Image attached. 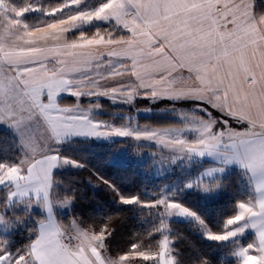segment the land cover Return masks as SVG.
Listing matches in <instances>:
<instances>
[{"label":"snow or ice","instance_id":"obj_1","mask_svg":"<svg viewBox=\"0 0 264 264\" xmlns=\"http://www.w3.org/2000/svg\"><path fill=\"white\" fill-rule=\"evenodd\" d=\"M83 3L0 0V122L11 127L22 153L16 162L0 161V222L8 223V210L15 214L20 200L28 201L27 215L34 205L46 204L48 210L29 229L35 236L27 243L14 247L7 229V235H0V264H214L204 254L187 262L173 255L176 237L168 223L173 215L197 221L211 241H231L235 264H264V11H256V0H100L80 8ZM72 7L80 10L59 15ZM31 12L50 19L32 25L24 19ZM93 21L109 27L69 38L78 26ZM104 67L109 71H101ZM117 67L133 79L102 87L99 81L115 75ZM93 72L96 78H88ZM120 93H126L127 102L166 97L191 98L197 104L181 113L183 127L173 136L172 129L110 125L92 116L99 105L80 103L83 96L116 100ZM61 94L76 100L63 105ZM183 129L195 130V138L185 137ZM75 135L146 138L176 153L168 163L183 156H214L222 166L205 170L194 182L206 193L225 187L216 173L235 160L250 172L255 191L237 200L233 214L214 230L172 192L162 188L156 198L142 199L120 193L96 174L97 182L116 191L122 203L161 209L158 223L117 255L109 254L106 243L113 217L98 228L74 226L69 240L76 243H66L64 231L48 227L54 225L52 188L58 180L53 170L69 163L84 166L56 147ZM72 199L65 194L56 203L69 205ZM245 233L250 239L241 243L238 237ZM146 238L152 243L146 245Z\"/></svg>","mask_w":264,"mask_h":264},{"label":"rangeland","instance_id":"obj_2","mask_svg":"<svg viewBox=\"0 0 264 264\" xmlns=\"http://www.w3.org/2000/svg\"><path fill=\"white\" fill-rule=\"evenodd\" d=\"M22 2L23 0H15L16 4ZM39 2L44 6H54L59 3L60 0H39ZM99 2L100 0H84V3L80 8H91ZM112 2L113 0H109V4ZM80 8H68L64 13L59 15H71L72 13L79 11ZM20 11L21 9H16L17 15H19ZM59 15L57 18H59ZM24 19L32 25H37L39 23L47 22L50 18L44 16V14L40 12H31L26 14ZM101 25L109 27L107 22L93 21L78 26L71 34H69V38L79 31L85 32L86 30L91 29V27L93 28ZM36 31L37 29L33 27L32 34H35ZM107 83L110 84L112 82L107 81ZM126 83H129V80L124 78L123 84ZM114 84H119V82ZM59 99L61 100L60 103L63 105L71 104L76 100L74 96L69 94L62 95ZM125 100L126 93H120L116 100L102 95L93 97L83 96L80 98V103L84 107H88L89 105H99V107L93 109L92 116L95 119L107 121L110 125L128 126L136 128L137 130H143L145 127L148 129L159 128L161 130L172 129L173 131L171 134L173 136L177 135L175 129L183 127L181 113L192 111L194 105L197 104V101L195 100L186 101L183 99L166 97L155 100L146 97H137L132 102H127ZM0 131L4 133V138H2L1 141L5 140L4 145L3 143L2 145L0 144V148L4 151L0 153V161L16 162L22 156V153L16 143V138L11 127L7 122H0ZM181 134L188 139H193L196 136L195 130L189 129H183ZM7 143H9L10 147L8 153L5 152V148L8 147ZM56 147L62 155H68L80 162H82V159L87 162L90 161L98 164L105 161L130 166V169L134 170V172L148 184L143 192L146 199L156 198L155 194H157L162 188L168 192H172L174 193L172 198L179 200L187 207L196 211L198 215L205 219L207 224L210 223L208 225L214 230H219L222 227L223 221L227 217H223L224 214L229 212L233 214L235 211V197L239 196L237 199L239 200L253 195L249 191V187L246 186V184L248 185L247 182H244L243 184L236 183L237 185L235 184L233 187L230 186V181H227V183L223 181L225 187L214 193H218V198L215 199V201L213 200L214 202H205L200 196L199 190L201 189H199L194 182L201 173L205 172V170L222 166L216 157L208 154H204L203 156L191 155L178 157L175 161L168 163L176 153L157 144L155 141L146 138L136 140L132 137L120 136L109 138L75 135L69 137ZM84 161L82 162L83 165H85ZM204 165H206V167L203 168ZM234 165H236L235 160L229 163L222 173H216V175L219 176V178L226 176L231 172L228 171L229 167H234ZM79 168L81 167L69 163L59 165L53 171L54 176L58 177V180L52 188V215L56 218L60 230L66 233L64 237L65 242L71 244L76 243L75 239L69 240V236L75 235L73 231L74 226H78L82 229L85 227H81L76 219L70 216L74 202L73 199L69 205H60L56 203V201L63 199L65 194L69 193V189L67 188L69 186L67 183L69 177L66 172L74 171ZM242 175L244 176L243 173ZM71 180L73 179L71 178ZM189 181L193 182L190 186ZM196 193H198L199 197ZM243 193H245V195L240 196L243 195ZM224 194H226V196H223ZM3 195L4 191L0 190V197ZM219 201L221 203L220 205L217 204ZM27 203V200L18 201L16 205L18 211L15 214L11 210H8L7 212L6 218L8 223L0 222V235H7L8 233L6 229L13 232L10 237V242L14 247H19L27 243L32 234L29 229L34 227L36 219L41 216L46 217L48 214L47 205L45 204L44 208L39 205H34L31 208L30 214L27 215L24 212ZM132 206L142 211L147 223L151 225L153 223H158L160 212L162 211L161 209L148 210L139 205ZM194 206L197 208H194ZM17 216H19V219H17ZM174 220L186 222L195 233L202 238L211 241L203 235L199 223L194 219L173 215L168 218L169 225H171ZM8 224H11L10 229L8 228ZM238 239L243 243L250 239V236L245 233L238 237ZM211 242L218 246L220 257L223 261L229 262L228 264H230V262L235 264L236 257L231 255V241L227 243L217 241ZM146 264H151V262H146Z\"/></svg>","mask_w":264,"mask_h":264},{"label":"trees","instance_id":"obj_3","mask_svg":"<svg viewBox=\"0 0 264 264\" xmlns=\"http://www.w3.org/2000/svg\"><path fill=\"white\" fill-rule=\"evenodd\" d=\"M256 4L257 9L259 10L261 7L260 1L257 0ZM97 27L107 28V26L102 25L95 26L85 32L91 33L95 31ZM3 136L4 133L0 131L1 145L2 143L4 145L5 142V140L1 141V139L4 138ZM7 146L8 147L5 148L6 153L10 151L9 143H7ZM1 150L2 149L0 148V153L4 152ZM81 161L83 162L84 160L81 159ZM84 162L85 165L83 167L74 171L66 172L69 177V180L67 181L69 184L67 187L69 193L67 194L72 196L74 201L70 216L75 218L81 227L89 229L93 227L98 228L105 223L109 217H113L111 220L112 232L111 235L106 238V243L109 254L117 255L122 251L128 250L130 245L139 239L138 233H146L150 229L151 224L147 223L140 209H136L132 205L121 203L116 191L110 188L107 184L97 182L96 174L105 177L106 180L115 185L120 193L139 194L142 199H146L143 192L148 184L144 182L134 170H131L130 166L105 161L99 164L90 161ZM71 178L73 180H71ZM220 179L226 183L227 181H230V186L233 187L236 183L243 184L244 182H247V178L237 170H232L229 174ZM246 186L248 185L246 184ZM0 190L4 191L2 188H0ZM199 192L202 199L207 203L208 201H215L219 196L218 193L214 194L215 192L206 193L202 190H199ZM196 194L199 197L198 193ZM244 195L245 193L240 196ZM223 196H226V194ZM238 197H235V201H237ZM217 204L220 205V201L217 202ZM194 208L197 207L194 206ZM229 215H231L230 212L224 214L223 217ZM206 220L208 221L207 218ZM170 227L171 235L176 237V239L173 240L172 245L174 255L179 256L182 261L187 262L204 254L209 256L214 264L229 263L221 259L218 246L215 243L208 241L195 233L186 222L174 220ZM34 236L35 233H32L30 239L34 238ZM153 237L158 238L155 233H153ZM150 239L151 238L145 239L144 242L146 245L152 243ZM230 264H232V262H230Z\"/></svg>","mask_w":264,"mask_h":264},{"label":"crops","instance_id":"obj_4","mask_svg":"<svg viewBox=\"0 0 264 264\" xmlns=\"http://www.w3.org/2000/svg\"><path fill=\"white\" fill-rule=\"evenodd\" d=\"M259 1H260V4H261V7L258 10L257 9V4H256V11L257 12L264 11V0H259ZM101 63H103V62H101ZM126 63H127L126 61H121V64H126ZM101 71L107 72V71H109V69L106 68V67H104V68H101ZM88 78L95 79L96 77L94 75V72L93 73H90ZM124 78H127L129 80V82H130L133 79L132 73H130L126 69H123L121 67H117L116 68V74L115 75H113V76H107L106 78L101 79L99 81V83L101 84L102 87L112 88V87H114L116 85H119V86L120 85H123V79ZM107 81L112 82V83L109 84V83H107ZM118 82H119V84H114V83H118ZM62 95H67V94H61V96ZM181 99H183V100H193L191 98H181ZM204 167H206V165H204L203 168ZM232 170H237V171H240L241 173L244 174V176L247 178V182H248V186L250 188V191H251L252 194H254V191H255V182H254V179L251 177L250 172L245 167H243L239 162H237V161H236V165H234V167H232V166L229 167V170L228 171H232ZM30 195H33V198H34V194H30ZM45 199H47V198H45ZM57 228H59V230H60L59 224H58L56 218L54 217V225H50L48 227V230L50 232H54ZM246 235H248V234L246 233ZM41 255H46V253L42 252ZM69 259H71V258H69Z\"/></svg>","mask_w":264,"mask_h":264}]
</instances>
